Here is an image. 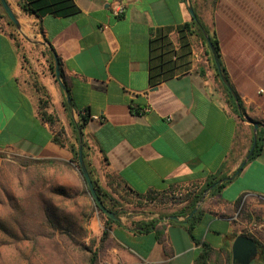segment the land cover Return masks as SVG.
I'll list each match as a JSON object with an SVG mask.
<instances>
[{
	"label": "crops",
	"instance_id": "crops-1",
	"mask_svg": "<svg viewBox=\"0 0 264 264\" xmlns=\"http://www.w3.org/2000/svg\"><path fill=\"white\" fill-rule=\"evenodd\" d=\"M6 1L20 24L17 31L39 35L47 52L41 53L42 69L28 56L26 61L16 29L0 16V173L15 156L72 157L52 140L56 129L39 113L38 82L50 96L48 111L71 141V123H79V111L88 114L81 129L84 162L99 186L120 202V190L151 193L165 202L158 204L165 213L119 207L117 223L107 221L85 194L69 207L86 230L76 240L97 249V264H196L204 244L210 250L207 264H264V0H73L75 15L41 18L25 13L20 0ZM189 7L217 41L221 69L242 116L228 101L207 40L199 34L188 36L192 54L183 72L151 79V40L166 34L179 49L180 27L193 18ZM52 52L59 79L50 71ZM67 93L69 108L63 103ZM245 115L260 122L262 148L236 174L253 139ZM210 176L216 182L204 188ZM190 184L200 186V197L188 215L177 214L193 195L167 204L166 192ZM84 205L87 221L73 210ZM194 216L192 237L185 223ZM150 218L159 220L153 230L131 228V222ZM238 235L255 243L246 262L232 256ZM84 254L74 248L62 262L88 264Z\"/></svg>",
	"mask_w": 264,
	"mask_h": 264
},
{
	"label": "trees",
	"instance_id": "trees-1",
	"mask_svg": "<svg viewBox=\"0 0 264 264\" xmlns=\"http://www.w3.org/2000/svg\"><path fill=\"white\" fill-rule=\"evenodd\" d=\"M21 9L28 14H33L38 18L43 17L46 14L54 16H71L78 13L79 9L73 0H20ZM0 16L4 17L7 24L14 27L13 22L9 19L5 11L0 4ZM193 28V29H192ZM186 32V33H185ZM207 32L200 18L195 15L190 23H186L180 27L179 30V49L175 48L171 41L168 39L166 34L159 33L157 37L151 40V57H150V76L151 79L156 82L164 80L167 77L173 76L179 72H183L186 66L189 64L188 57H191V45L188 36L192 33L199 34L205 40V33ZM16 38L17 45H20ZM213 43L216 53L218 55V44L217 41L210 37ZM50 69L54 75V60L53 55L50 54ZM218 72V71H217ZM30 73H34L32 70ZM219 78V73L217 74ZM220 79V78H219ZM224 86L228 101L236 109V104L234 98ZM36 90L41 92V97L39 99V113L43 120L47 121L52 125L56 131L52 136V140L59 146L66 147L71 152L72 157L69 161L64 160H54V159H35V160H18L19 170L22 172H27L26 167H33L32 178L30 179L31 186H36L37 181H41L40 185H43L44 192H39L37 194L36 214L35 221H37L36 229H25L24 226L20 225L21 215L24 214L23 199L21 197H14L6 193L4 187L0 184V189L2 190L4 196L6 197V202L2 203L5 208H12L14 206H19V211L8 212L5 217L0 216V234L4 237L8 236L13 239V243L0 239V264H11L18 256L20 259L27 261L26 264H49L43 261L40 255V249L43 247H49L59 258H64L65 253L69 254L74 250V248H79L83 251L84 259H87L88 264H97L98 251L93 249L92 246H85L81 242L76 240L78 234L85 233L86 230L82 228V223H78L76 215L69 209L70 205L76 204V200L72 194H70L64 187L60 185H53L51 181H48L45 176V171L48 167L53 166L54 168L61 169L62 167L72 168L74 165L79 169L78 166V146H82L83 157H85V143L81 137V129L83 124L87 121L88 114L84 111L78 112L79 123H71L73 132V141L68 139L65 130L62 125H60L59 120L54 112H49L50 107V96L44 86L40 85L38 82H34ZM239 102V101H238ZM66 108H69L66 101L63 102ZM240 116L244 115V110L241 107L239 112ZM260 125V122H258ZM262 129L257 130V141L256 145L248 160L255 158L261 151L262 148ZM74 164V165H73ZM87 167V166H86ZM88 169V168H87ZM97 194L102 200L103 204L111 211L120 213L118 208L121 206V202L115 199L111 194L106 192L97 181L92 177L90 171L88 170ZM83 180V179H82ZM216 179L212 176L208 177L204 188L214 184ZM227 181H223L217 184L214 189H221ZM39 187V185L37 184ZM42 187V186H41ZM87 188L83 181L82 193L86 195V200H91L88 193H86ZM201 193H197L188 199L186 208L182 209L177 214L188 215ZM136 198H152L151 193L147 195L134 194ZM86 202V201H85ZM22 204V207L20 206ZM88 209L86 205L82 207L81 217L83 221H87L90 218V214L85 213ZM100 211V210H98ZM14 214V215H13ZM100 214L105 216L101 211ZM107 221L116 222L113 219L105 216ZM196 216L190 218L186 223L188 232L192 235V229L194 226V219ZM8 221L14 222V226L8 223ZM159 222L156 218H150L146 220H138L131 222V228L137 233H145L153 230L157 223ZM117 223V222H116ZM63 224L68 225V229H61ZM72 227V228H70ZM104 236L101 237V239ZM193 237V235H192ZM92 243L94 240L92 239ZM12 244V245H11ZM27 247L29 251L26 252ZM10 248L15 252L12 258H6L5 255L7 249ZM43 251V249H42ZM41 251V252H42ZM209 246L204 244V248L200 251L196 257V264H207V259L209 255ZM27 253V254H26ZM40 256V257H39ZM33 257H37L35 261H32ZM42 259V260H41ZM17 264V263H15ZM21 264V263H18Z\"/></svg>",
	"mask_w": 264,
	"mask_h": 264
},
{
	"label": "rangeland",
	"instance_id": "rangeland-1",
	"mask_svg": "<svg viewBox=\"0 0 264 264\" xmlns=\"http://www.w3.org/2000/svg\"><path fill=\"white\" fill-rule=\"evenodd\" d=\"M12 28L16 29L15 26ZM15 32L17 35L18 42L24 51V55H26L25 56L26 61L29 62V59L27 58L28 56L32 59L33 63L38 64V65L39 64L44 65V62L42 61L43 54L41 53L47 52V51H46V47L43 48L41 37L39 35L38 37H36L35 34L29 35L23 32L20 33L19 31H17V29ZM38 39H41V40H38ZM38 65L37 67L39 69H42V66L40 65L38 66ZM33 72H36V71L34 70ZM13 158L15 160V163H6L2 167V171L0 173V184L2 187H4L7 194L12 195L14 197H21L23 199V205H24L23 208L25 209H24V214L21 215L22 221H20V225L24 226L25 229L34 230L36 229V226H37V223H36L37 221H35V214H36L35 204L37 203V197H38L37 194L39 192H44L45 189L43 185H40L41 181H37V184L39 185V187L37 186V184L36 186H31L29 182H30V179L32 178L33 167L32 166L26 167L27 172H22L19 170L18 160H23V159H20L19 157H16V156ZM45 176L47 180L51 181V183L54 186L57 184V185L64 187L65 190H67L69 193H71L74 196L77 202L78 201L81 202L83 201L82 199L85 198L84 194H82V189L80 187V184H81L79 181L80 174L75 165L72 168L62 167L61 169H57V168H54L53 166H50L46 169ZM120 191L121 192L118 194V196L121 199L120 207H122L123 209H131V210H137V211L139 210V211L148 212V213H155V212L165 213L166 212V209H163L162 211H160L159 206H158L159 202L165 203L163 202L162 198H158L156 196H152V198H148V197L136 198L133 194H130L126 190H120ZM151 201H154V202H151ZM168 201H171V200L168 198L166 202L167 204H168ZM0 202L2 203L6 202V197L4 196L1 189H0ZM2 203L0 204V216L1 217L6 218V215L8 212H11V211L15 212V211L20 210L19 206H14L13 210L12 208L4 209V206H2L3 205ZM90 204L92 205V207L94 206L93 201L91 200H90ZM20 206L22 207V204ZM70 207H74V206L70 205ZM73 210L78 212V214L79 212H81L80 209L78 208H74ZM8 223L11 224V226H14V222L8 221ZM0 239L9 241L11 243L14 242L12 238L8 236L4 237V235H1V234H0ZM27 249L28 250H26V252L29 251L28 247ZM39 253H41L40 255L42 256V259L44 262L46 261L49 264H63L62 259L59 257H56L54 252L49 247L41 248ZM5 255L7 256L6 258H9V257L12 258L13 255H15V252L12 249L8 248ZM36 259L37 257H33L32 261H35ZM15 263L26 264L27 261L24 259H20V257L18 256L13 262H11V264H15Z\"/></svg>",
	"mask_w": 264,
	"mask_h": 264
},
{
	"label": "water",
	"instance_id": "water-1",
	"mask_svg": "<svg viewBox=\"0 0 264 264\" xmlns=\"http://www.w3.org/2000/svg\"><path fill=\"white\" fill-rule=\"evenodd\" d=\"M0 4H1L3 10L5 11V13L7 14V16L9 17V19L15 25L16 29H18L20 31V24L18 22V19L16 18L15 13L11 9V7L7 3V1L6 0H0ZM189 10H190L191 15L194 17L195 13H194L192 7H189ZM205 38H206L207 43L209 45V48L213 54L214 62H215L216 68L219 72L220 78H221L223 84L227 87V89L230 91L231 95L233 96L237 110L240 112L241 106L238 102L237 96H236L235 92L233 91V89L231 88V86L228 82V79L223 74L219 57H218L216 50H215V47H214L213 43L211 42L210 37L208 36L207 33H205ZM52 53L54 55V52H52ZM54 60H55V68H54L55 76L59 79L61 76L59 60L56 58V56H55ZM62 88L64 90H66V87L63 84H62ZM66 102L70 107H72V102H71V99H70V96L68 95V93L66 94ZM244 119L246 121H248L250 124H252V126H253V139H252V144H251V146H250V148H249V150H248V152H247V154H246V156L242 162V165L235 172L236 174L242 168V166H244L245 163L248 161V159H249V157H250V155H251V153H252V151L256 145V141H257L258 122L253 120L252 118L248 117L247 115L244 116ZM78 166H79L78 171H79V173H80V175H81V177H82V179L86 185L88 194H89L91 200L93 201L94 207L97 210H100L105 216L109 217L110 219L119 221L120 216L118 215V212H114V211L109 210L103 204L102 200L100 199L99 195L97 194L96 189L94 187V183L92 181V178H91V176L88 172V169L85 165V162H84V157H83L81 145L78 146ZM198 205L199 204H197V206L193 209L190 216H192L195 213ZM190 216H188V217H190ZM254 248H255V243L252 240V238H250L246 235H238L235 237L233 244H232V256L234 259H238L240 262L241 261L246 262L248 259V256L250 255L251 251Z\"/></svg>",
	"mask_w": 264,
	"mask_h": 264
},
{
	"label": "built area",
	"instance_id": "built-area-1",
	"mask_svg": "<svg viewBox=\"0 0 264 264\" xmlns=\"http://www.w3.org/2000/svg\"><path fill=\"white\" fill-rule=\"evenodd\" d=\"M262 91V90H260ZM200 190V186L197 184H190L182 186L178 189H173L166 192V196L173 202L183 201L188 196H192Z\"/></svg>",
	"mask_w": 264,
	"mask_h": 264
},
{
	"label": "flooded vegetation",
	"instance_id": "flooded-vegetation-1",
	"mask_svg": "<svg viewBox=\"0 0 264 264\" xmlns=\"http://www.w3.org/2000/svg\"><path fill=\"white\" fill-rule=\"evenodd\" d=\"M86 193H88V191H86ZM241 262H244V261H241Z\"/></svg>",
	"mask_w": 264,
	"mask_h": 264
}]
</instances>
